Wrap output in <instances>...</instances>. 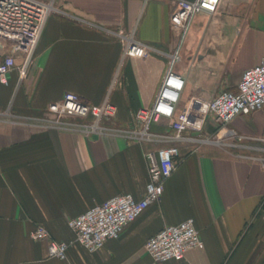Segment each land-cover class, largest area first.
<instances>
[{
  "label": "crops",
  "instance_id": "1",
  "mask_svg": "<svg viewBox=\"0 0 264 264\" xmlns=\"http://www.w3.org/2000/svg\"><path fill=\"white\" fill-rule=\"evenodd\" d=\"M57 6L62 14L47 19L22 78L26 38L0 34V57L11 55L17 68L0 85V264H154L146 240L187 219L203 248L161 264H264V107L222 129L207 112L217 93L234 91L243 71L263 58L264 0H221L215 12L194 18L174 66L184 80L174 122L183 132L214 133L216 141L179 145L160 201L120 239L95 252L72 244L64 261L31 238L41 226L55 241L70 242L69 220L114 196L141 199L148 181L144 151L152 147L40 126L47 106L66 92L92 104L108 99L117 108L115 124L126 126L151 105L176 46L173 0ZM124 36L161 53L123 59Z\"/></svg>",
  "mask_w": 264,
  "mask_h": 264
},
{
  "label": "built area",
  "instance_id": "2",
  "mask_svg": "<svg viewBox=\"0 0 264 264\" xmlns=\"http://www.w3.org/2000/svg\"><path fill=\"white\" fill-rule=\"evenodd\" d=\"M220 1L173 0L170 23L175 33L176 46L168 55L167 70L151 105L134 112L128 125L115 124L117 108L108 99L100 104H92L75 93L66 92L60 100L47 106L46 117L41 120L40 126L66 129L85 136H112L122 138L128 143L152 147L144 151L148 181L141 199H136L130 194L114 196L69 220L68 225L73 233V240L70 242L55 241L41 226L31 233L33 240L48 244V257L64 261L72 244H79L87 251L95 252L102 248L106 241L120 239L129 223L137 219L149 205L160 201L164 184L178 164L179 146L171 142H212L208 138L160 136L157 134L159 132L153 130V126L166 120L169 122L166 126L171 130L183 132L186 128L174 122L176 106L184 89V80L175 72L174 66L180 61L181 46L194 18L201 13L215 12ZM60 14L62 12L57 6V0H0V34L23 36L28 47L25 63L18 69L11 55L0 57V85L7 84L8 75L12 70L17 69L20 78L24 76L27 61L35 49L47 19ZM122 38L125 42L123 59H146L151 52L161 53L132 36ZM262 107L264 56L257 65L243 71L234 91L222 90L217 93L209 102L207 112L222 129L235 117L250 114ZM161 143L162 145L158 146ZM201 248L203 241L192 219L166 225L145 242V250L154 264L180 262L189 250Z\"/></svg>",
  "mask_w": 264,
  "mask_h": 264
},
{
  "label": "rangeland",
  "instance_id": "3",
  "mask_svg": "<svg viewBox=\"0 0 264 264\" xmlns=\"http://www.w3.org/2000/svg\"><path fill=\"white\" fill-rule=\"evenodd\" d=\"M154 127H158L159 128L155 132H159L157 134H160V136L168 135V136H171V137H174V138H176V137H179V138H205V139L208 138L209 140H211L213 142V143H210L211 146H213L215 141H216L214 139V135H215L214 133L213 134H205V133L202 132V129L200 127H199L200 128L199 132H177L175 130H171L169 127H167L165 125L161 126V124L154 125L153 128ZM153 130H155V128ZM162 138L163 137H160V139H162ZM162 143L158 144V146H161ZM171 143L172 144H174V143L178 144V146L181 145L180 142L172 141ZM185 144L186 145L189 144L191 146V145H195L196 143H185ZM198 144H200V143H198Z\"/></svg>",
  "mask_w": 264,
  "mask_h": 264
}]
</instances>
